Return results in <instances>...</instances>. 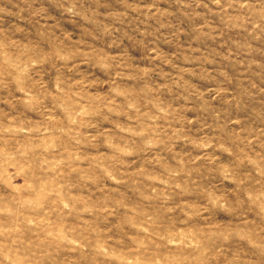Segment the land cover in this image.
Masks as SVG:
<instances>
[{
  "label": "rangeland",
  "instance_id": "374dc122",
  "mask_svg": "<svg viewBox=\"0 0 264 264\" xmlns=\"http://www.w3.org/2000/svg\"><path fill=\"white\" fill-rule=\"evenodd\" d=\"M0 264H264V0H0Z\"/></svg>",
  "mask_w": 264,
  "mask_h": 264
}]
</instances>
